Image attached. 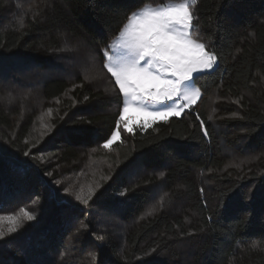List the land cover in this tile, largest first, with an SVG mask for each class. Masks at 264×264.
Listing matches in <instances>:
<instances>
[{"label": "trees", "instance_id": "16d2710c", "mask_svg": "<svg viewBox=\"0 0 264 264\" xmlns=\"http://www.w3.org/2000/svg\"><path fill=\"white\" fill-rule=\"evenodd\" d=\"M145 2L167 0H0V94L20 100H0V216H36L15 233L3 222L0 264H264V0H199V35L221 52L202 100L105 150L122 105L103 49ZM96 168L88 204L65 191V175Z\"/></svg>", "mask_w": 264, "mask_h": 264}, {"label": "snow or ice", "instance_id": "6c2138e0", "mask_svg": "<svg viewBox=\"0 0 264 264\" xmlns=\"http://www.w3.org/2000/svg\"><path fill=\"white\" fill-rule=\"evenodd\" d=\"M198 2L199 0H167L157 6L145 2L127 15L126 22L115 39L103 49L102 67L114 78L115 87L112 91L115 93L118 89L117 102L122 105L116 130L112 131L111 137L102 145L104 149H110L115 141L120 140L121 125L124 131L134 132L131 122L126 121V115L130 111L143 117L142 122L137 125L139 128L149 129L156 122L167 123L172 117L180 118L190 113L193 106L202 100L203 85L198 82L215 71L221 52L215 45L203 42L199 35V16L196 12ZM60 50L72 49L65 47ZM89 58L93 64L91 67L86 64L83 68L85 80L95 79L98 75L95 55L90 54ZM46 115H51V109H48ZM196 119L200 120V128L207 137L209 133L205 122L200 119L199 114ZM212 119L213 116L209 115L208 120ZM40 127L45 130L41 132L43 136L51 131L52 126L42 119ZM61 131L70 137L88 132L81 128ZM172 147L179 153L185 145L174 144ZM99 186L96 185L97 188ZM65 191L74 194L75 199L83 204H88L95 193L91 186L87 193L83 188L78 193H72L71 187ZM200 191L203 193L202 188ZM236 197L237 194L233 193L227 199L234 200ZM50 198L56 200L57 204L63 203L55 192L50 194ZM20 212L22 216H0V238L6 234L2 228L4 221L9 224L7 233H15L22 226V220L36 219L35 215L24 209ZM260 239L264 240V235ZM252 248L257 249L259 245L254 243Z\"/></svg>", "mask_w": 264, "mask_h": 264}, {"label": "rangeland", "instance_id": "374dc122", "mask_svg": "<svg viewBox=\"0 0 264 264\" xmlns=\"http://www.w3.org/2000/svg\"><path fill=\"white\" fill-rule=\"evenodd\" d=\"M150 4L157 6V5H160L161 3H150ZM114 39H112V41ZM35 95L36 94L33 92L34 97H35ZM1 99H6L5 103H8V105H10L11 109H12V107H14L16 105L15 103L17 100L20 101L17 96H15V95L13 96V94L9 93V92H6V95H5V93L2 92V94H0V100ZM29 99L32 100L34 98L30 96ZM34 107H35V105H32V108H30V111H31L30 113H33V112L36 113V109ZM28 110H29V108H28ZM23 112L26 113L25 110ZM24 113L21 114L20 117L24 118L25 116L27 117V115L29 114V113H27V114H24ZM37 113H38V115L35 119V125L33 126V130H32L33 135H32V141L31 142H33V143L37 142L38 144H40L44 140V139H41V137L46 136L51 131L47 132L46 135L41 136V132L45 131L44 129H41V127H40L41 120L43 119V121L45 123L49 124V116L46 115L47 111L44 112V111L39 110ZM142 120H143V117L135 111H130L126 115V121L131 122V126H133V128H135L140 122H142ZM121 131H123V125H121L120 133H121ZM120 139H121V135H120ZM115 142H117V141H115ZM34 147H36V146H34ZM105 150H108V149H105ZM100 171L98 168H96L91 173L82 174L80 172L79 174L76 173L75 175H73V174L65 175V177L63 178L64 185L66 186V189L71 187L72 193H78L81 188H83L84 192L87 193L89 186H91L92 188L95 189V193H94V195H95L97 193V190L100 187V186L98 188L96 187V185L97 184L100 185V182H101V172ZM94 195L92 196V198L94 197ZM19 214H21V212Z\"/></svg>", "mask_w": 264, "mask_h": 264}]
</instances>
